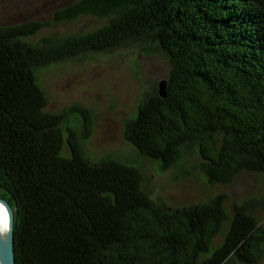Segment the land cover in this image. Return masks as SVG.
Masks as SVG:
<instances>
[{
  "label": "trees",
  "instance_id": "1",
  "mask_svg": "<svg viewBox=\"0 0 264 264\" xmlns=\"http://www.w3.org/2000/svg\"><path fill=\"white\" fill-rule=\"evenodd\" d=\"M83 16L106 22L33 39ZM134 46L170 62L167 95L154 85L125 120L139 156L212 185L264 174V0H75L52 21L0 25V198L16 264L257 263L264 195L170 206L125 156H89L87 108L47 110L43 68Z\"/></svg>",
  "mask_w": 264,
  "mask_h": 264
},
{
  "label": "rangeland",
  "instance_id": "2",
  "mask_svg": "<svg viewBox=\"0 0 264 264\" xmlns=\"http://www.w3.org/2000/svg\"><path fill=\"white\" fill-rule=\"evenodd\" d=\"M74 1L5 0L0 2V25L52 21L57 9ZM105 22L106 19L83 16L72 22L53 23L33 39L54 33H85ZM169 69L170 62L165 56L146 53L134 46L53 64L40 71V83L48 96L47 110L55 112L73 104L89 110L92 127L86 141L89 156L107 153L125 156L140 166L145 186L170 206L196 203L217 193H226L230 196L228 206L232 207L234 200L264 195L263 173L245 171L232 183L216 185L208 183L200 174L176 177V168L161 171L156 161L139 156L125 140V120L136 113L146 92L166 79ZM257 215L264 226V211ZM255 264H264V256Z\"/></svg>",
  "mask_w": 264,
  "mask_h": 264
},
{
  "label": "water",
  "instance_id": "3",
  "mask_svg": "<svg viewBox=\"0 0 264 264\" xmlns=\"http://www.w3.org/2000/svg\"><path fill=\"white\" fill-rule=\"evenodd\" d=\"M167 80L162 79L158 83V92L162 97L167 95ZM0 204L4 207L8 226L4 229L0 222V264H16L14 250V210L11 204L0 198Z\"/></svg>",
  "mask_w": 264,
  "mask_h": 264
},
{
  "label": "bare ground",
  "instance_id": "4",
  "mask_svg": "<svg viewBox=\"0 0 264 264\" xmlns=\"http://www.w3.org/2000/svg\"><path fill=\"white\" fill-rule=\"evenodd\" d=\"M0 222L3 225L4 229H6L8 226V218L5 209L1 204H0Z\"/></svg>",
  "mask_w": 264,
  "mask_h": 264
}]
</instances>
